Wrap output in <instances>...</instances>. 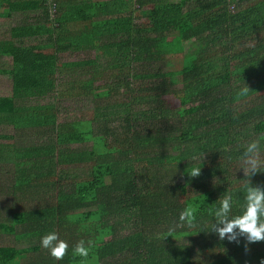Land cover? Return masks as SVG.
Segmentation results:
<instances>
[{
	"label": "trees",
	"instance_id": "trees-1",
	"mask_svg": "<svg viewBox=\"0 0 264 264\" xmlns=\"http://www.w3.org/2000/svg\"><path fill=\"white\" fill-rule=\"evenodd\" d=\"M0 3V18L24 16L0 38V125L14 130L0 154L18 149L13 190L31 197L15 215L29 245L0 247V264H81V239L88 264L264 262V241L220 240L210 214L225 194L242 214L239 158L264 134V0ZM250 179L264 188V172ZM186 206L196 226L167 236ZM50 232L69 245L62 260L41 247Z\"/></svg>",
	"mask_w": 264,
	"mask_h": 264
},
{
	"label": "clouds",
	"instance_id": "clouds-1",
	"mask_svg": "<svg viewBox=\"0 0 264 264\" xmlns=\"http://www.w3.org/2000/svg\"><path fill=\"white\" fill-rule=\"evenodd\" d=\"M250 89L245 86L238 95H246ZM262 143H264V134L250 140L245 146L240 156V169L243 170L245 177H248L244 184L245 196L244 203L241 205L242 214L230 216L233 207V197L231 194H225L219 199L220 206L210 214L214 215L215 222L211 226V231L216 233L220 240L227 239L229 242L239 243V238H245V249L252 243L264 241V188L253 186L250 177L264 172V158H262ZM201 174V167H194L189 175L198 177ZM197 208L186 206L179 213V223L169 228V235L178 228L187 227L189 229L196 226ZM166 237V236H165ZM164 237V238H165ZM173 237V236H172ZM41 247L47 249L51 257L57 261L62 260L68 252L69 245L66 241L59 238L56 232H50L44 235L41 240ZM92 247V242H86L81 239L73 247V256H79L82 259L81 264H88V257ZM264 264V262H262Z\"/></svg>",
	"mask_w": 264,
	"mask_h": 264
},
{
	"label": "crops",
	"instance_id": "crops-1",
	"mask_svg": "<svg viewBox=\"0 0 264 264\" xmlns=\"http://www.w3.org/2000/svg\"><path fill=\"white\" fill-rule=\"evenodd\" d=\"M7 12L6 7L0 3V12ZM13 18L2 19L0 18V38L9 39L8 28L14 26L23 20L24 16L21 14H14ZM8 58V57H6ZM7 77V76H6ZM12 90L11 79L0 80V96L8 95ZM14 136L12 127H4L0 125V150H8L7 141L3 137ZM6 144V145H5ZM17 151L15 148L14 153L10 149L8 152H1L0 154V247L9 246L13 249L24 250L29 245V240L25 238L23 233V225L16 224L21 210H24L25 204H29L31 197L24 192H15L13 186H22L23 180L20 178H11V174L15 172V163L17 161ZM10 225L8 232L3 226ZM18 228V230H15ZM14 229V230H13Z\"/></svg>",
	"mask_w": 264,
	"mask_h": 264
},
{
	"label": "rangeland",
	"instance_id": "rangeland-1",
	"mask_svg": "<svg viewBox=\"0 0 264 264\" xmlns=\"http://www.w3.org/2000/svg\"><path fill=\"white\" fill-rule=\"evenodd\" d=\"M186 44V49H188V43H185ZM89 57H94V54L91 53L90 55H85L84 53H72V54H63L62 55V60L64 62H69V61H81V60H86L88 59ZM3 62L1 63L0 62V68L1 69H8L11 67V59L10 58H3L2 59ZM1 61V60H0ZM7 78L11 79L9 76H0V80H6ZM100 83V82H99ZM264 93V92H262ZM78 103H79V106L81 107L82 104H85L86 108L87 109H90V105H86L87 101H79L77 100ZM78 106V104L76 103V100H66L65 102L62 103V107H65V108H68V110L70 111H73L75 110V108ZM171 106L172 107H175L177 106V103L175 100H172L171 102Z\"/></svg>",
	"mask_w": 264,
	"mask_h": 264
}]
</instances>
